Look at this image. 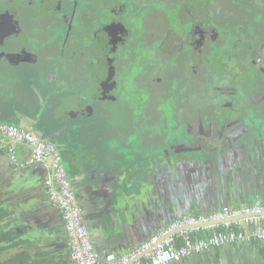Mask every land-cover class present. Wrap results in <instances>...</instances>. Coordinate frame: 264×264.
<instances>
[{
  "label": "flooded vegetation",
  "instance_id": "1",
  "mask_svg": "<svg viewBox=\"0 0 264 264\" xmlns=\"http://www.w3.org/2000/svg\"><path fill=\"white\" fill-rule=\"evenodd\" d=\"M222 1L0 0V118L59 123L74 157L156 155L159 184L174 152H263L264 0Z\"/></svg>",
  "mask_w": 264,
  "mask_h": 264
},
{
  "label": "water",
  "instance_id": "2",
  "mask_svg": "<svg viewBox=\"0 0 264 264\" xmlns=\"http://www.w3.org/2000/svg\"><path fill=\"white\" fill-rule=\"evenodd\" d=\"M18 119L19 127L32 133V135L36 136L38 139L36 144L31 143V147H37L42 140H49L61 155L62 150L65 149L66 143L62 140L59 142L54 141V138L61 133V130L53 135L44 136L42 130L35 128L37 120L33 116L23 114V116L19 115ZM0 134H2L1 131ZM22 142L24 141H12L10 145L14 146V152H16L15 149L17 146H21ZM70 155L72 156V153H70ZM151 161L152 158L150 157L149 162ZM20 162L19 160L17 171L12 173V178L10 177L9 183L4 186V189L0 190V192L3 193V204L0 205V209L2 208L3 211L6 212L3 216L4 219L10 220L13 223L15 222L13 226L16 230L20 227L21 234L27 231H30V233L36 231V240H38V244L36 243V245L42 248V250H45L52 242L53 233H51L50 226L52 224L56 225V223L62 221V209L60 205L55 203L50 197L49 199L51 202H49L48 197L44 199V192L40 190L39 180L32 178V176H34L32 168L36 167L37 164L44 165V161H40L35 157L33 159H27L25 162ZM188 163H193V168L188 171L186 170L188 173L186 177H179V172H184L183 169L186 168ZM168 166V169H170L166 179V181H169L168 189L162 188L161 185L157 183L158 181L156 178L161 171H165L164 166L157 167L156 174L153 176L151 175L153 180L150 179V177L144 178L146 172L145 170L142 171L139 166L127 168L126 170H129V172L124 171L118 174V171H121V169L101 171L100 166L97 165V167L90 171H84L82 174L84 175L83 179H78L77 176L69 177L65 170V175L69 177L68 180L76 194L81 211L88 210L89 213L92 214L91 217L85 218L81 213L82 221L87 232L94 231L93 233H95L97 229H100L103 232L102 234L110 233L109 237L112 236L118 242L123 240L127 247H135L148 242L154 234H159V239L163 238L167 234L163 232L168 225L165 226V224L176 217L169 218V220L166 221H160L162 220V216L157 202L159 200L158 190L172 192L170 194L171 202L167 207L168 210L172 211L174 209L173 204H177L172 200V197H174L172 194L179 200L184 194L193 195V187L189 178L195 171H202L205 176H211L209 180H211L213 184H209L204 193L207 191L213 192L215 195L216 193L220 195L224 193L225 189L227 190L225 194L229 197L231 194L234 195V193H237L239 195V203L241 204H249L255 201L257 202L258 200V198L251 197L254 194L251 185H249L252 181V177H258L264 182V151L220 153L174 152V156L168 160ZM15 173H19V177H13ZM18 178L22 180L18 182ZM176 178H178V181L176 185H174L172 181H175ZM247 178L248 184L246 182ZM44 179L47 180V177ZM230 181L232 183L231 189L228 187V182ZM37 186L38 188L36 189ZM228 189L230 190L228 191ZM225 194H223L222 197ZM24 195L28 198L25 202L23 201ZM129 202L133 203V208L137 213L134 214L135 211H131L129 204L125 205V203ZM260 202H264V199ZM187 204L192 206L193 203L190 200ZM48 207L56 208L58 210V216L47 219L43 211L48 209ZM161 207L163 209L165 208L164 205H161ZM168 212L169 211L165 208V213ZM188 212L179 215V217L186 216ZM240 218L241 216L229 220ZM18 221H22L24 226H19V224H17ZM219 222L223 221L208 220L207 223L197 226L212 225ZM96 224L98 228H96ZM61 234H64V232ZM31 237L32 236L28 237V239L32 240ZM89 237L91 241H94L95 237ZM22 239H25V237ZM94 245L97 247L99 244L94 243ZM151 246L148 249H150ZM207 251L208 250L197 252L195 254ZM184 259L185 258H182L169 264Z\"/></svg>",
  "mask_w": 264,
  "mask_h": 264
},
{
  "label": "crops",
  "instance_id": "3",
  "mask_svg": "<svg viewBox=\"0 0 264 264\" xmlns=\"http://www.w3.org/2000/svg\"><path fill=\"white\" fill-rule=\"evenodd\" d=\"M27 93L29 96L30 92ZM32 108H35L36 110V107H32ZM14 110H19V109L9 108L7 112L3 115V117L0 118L1 123H11L19 127V121L18 120L15 121V119H12L13 117L12 114ZM30 114H29L30 116L36 118V115L34 116V114L32 113ZM36 120L37 122L35 124V128L42 130L44 132V136L55 134L56 130H58V128L60 127V124L57 122L51 123L49 121L48 123L46 121L45 123H41L40 120H38L37 118ZM1 133L2 134H0V190L4 189V186L7 185V183H9L12 173L14 171L15 172L17 171L19 160L21 162H25L27 159L35 158L34 148L31 147V142H29L27 139L23 140L24 142H22L21 146L16 147L15 149L16 152H9V149L14 147L13 145L12 146L10 145L12 144V141L17 142L19 140L14 138H9L7 137V134L3 132ZM60 140H57L55 142H59ZM70 153L71 152H66V149L62 150L61 154H63L64 164H62V162L61 164L66 166V169L64 170L67 171V175L69 177L77 176L78 179H83L84 178V175H82L83 172L90 171L95 167H97V165L100 166L101 171H105L109 169L112 170L117 166V163H121L123 164L122 165L123 168L121 167L123 173L124 171L129 172V170H126L127 167L130 168V167L139 166L141 168L144 167L145 165L147 166L150 163L149 162L150 157L152 158L153 162L155 161V157H156V155H150V156H147L146 154L143 155L140 152H136V153L134 152L132 153V155L130 154V152H123V153L87 152L83 154L79 153L78 155L76 154L77 157L71 156ZM13 154L15 155V158L13 157ZM40 161H44L45 164L44 165L37 164L36 167L32 168V173L34 175L32 176V178L39 180L38 181L39 187H41L40 190L44 192L43 194L44 199H46V197H48V199L50 197L51 199L50 188L47 185L44 178L47 177L48 179L49 177H53L54 175V166L52 163V158L49 157L46 160H40ZM118 173H121V171H118ZM18 174L19 173H15L13 177L16 178L19 177ZM207 177L208 176H206V180H204V174L202 172L199 173L195 171L189 178V181L191 182V185L193 187V195L184 194V196H181L179 200L175 197L174 194H172V196H174L172 197V200H174L177 203L176 205L173 204L174 209L175 208L176 209L175 210L173 209L172 211L168 210L167 208L168 204L171 202L170 194L172 192H168V191L163 192L158 190L159 200L157 202L159 205L160 214L162 216L161 217L162 220L160 221H166L169 220V218L171 219L173 217H176L173 220L166 223L165 226L167 224L170 225L172 222L176 220L184 218L185 216L179 217V215H182L183 213L188 211L189 212L187 213L186 216L204 215L206 217H209L212 213L221 210V208L224 205H229L231 207H240L246 205L239 203L240 202L239 195L237 193H234V195L231 194V196L229 197L227 194H225V192L227 193V190L225 189L223 193L225 195L223 197H222L223 194L217 195L216 193L215 195L213 194V192L211 193L207 191L204 193L206 187L209 186V184L211 185L212 183L211 180L207 179ZM21 180H22L21 178L17 179L18 182ZM177 181L178 178H176L175 181H172V183L176 185ZM246 182L248 184V178L246 179ZM168 183L169 181L164 180L163 182H161L160 185L162 188L168 189L169 188ZM249 185H251L254 193L251 197L258 198L257 202L255 201L249 204H254V203L264 204V202H260L261 200L264 199V182H262L261 179L258 177H252V181L250 182ZM54 186L57 190H60L61 188V185L59 182H57V180L54 181ZM228 187L231 189L232 187L231 181L228 182ZM37 188L38 186L36 187V189ZM230 189H228V191ZM27 199H28L27 196L24 195L23 201L25 202ZM50 199L49 202H51ZM190 200L193 203L192 204L193 207L187 204V202ZM127 204H129V208L131 209V211L132 210L135 211L134 214L137 213L136 210L133 208L132 202L125 203V205ZM160 204L164 205V207L169 212L165 213V208L163 209ZM43 212H44V216L47 219L55 218L56 216H58L57 215L58 210L54 207H48V209H45ZM61 213H62L61 216L62 221L56 223V225L52 224L50 226L51 233H53L52 242L51 245L45 250H42V248L36 245V243L38 244V240H36V231H33V233L27 231L21 234L20 227L18 230L14 228L13 225H15V222L13 223L10 220L4 221L2 219V215L0 214V264H15L16 262H18L17 264H73L71 257V244L66 239L67 237L69 238V236L64 235L65 233H67V231L64 228L63 212ZM81 213L85 218H89L92 216V214L89 213L88 210L86 211L82 210ZM208 220L215 221L214 219L207 218L206 220L200 221L196 224H192V225L186 224L180 226L176 230L177 231L181 229L191 230L192 236L197 238L206 235L212 228H219L220 225L222 226V222L212 225L197 226L207 223ZM17 224H19V226H24V223L22 221L21 222L18 221ZM96 228H98L97 224H96ZM63 232L64 234H61ZM93 232L94 231H90L88 235L95 237L92 243L99 244L97 247L95 245L94 246L102 254L115 252L118 256H121L131 252L132 250L140 246L139 245L135 247L134 246L127 247L126 243L123 242V240H120L118 242L112 236L109 237L110 233L102 234L103 232L100 229H97L95 233ZM30 236H32L31 237L32 240L28 239V237ZM23 237H25V239H22ZM101 242H103L104 244ZM173 264H264V240L247 239L237 242L226 243L217 246L216 248L209 249L207 252H203L200 254H193L189 257H186L184 260L175 262Z\"/></svg>",
  "mask_w": 264,
  "mask_h": 264
},
{
  "label": "built area",
  "instance_id": "4",
  "mask_svg": "<svg viewBox=\"0 0 264 264\" xmlns=\"http://www.w3.org/2000/svg\"><path fill=\"white\" fill-rule=\"evenodd\" d=\"M0 131L7 134V137L19 141L27 139L33 144L37 142L36 136L11 123L0 121ZM10 152H14L13 148ZM34 154L40 160L52 158L54 175L49 177L46 183L50 188L51 199L62 209L64 226L70 239L73 264H169L226 243L247 239L264 240V204L254 203L240 207L224 205L221 210L212 213L209 217L190 215L172 222L163 231L167 233L163 238L159 239L160 235L155 234L148 242L127 254L121 256L115 252L102 254L90 240L82 221L81 208L65 175L61 155L49 140L40 141L34 148ZM13 157L15 158L14 154ZM54 179L60 183V190L55 188ZM239 216L240 219L229 220ZM207 218L224 220L223 229L212 228L206 235L197 238L192 236L191 230H176L180 226L196 224ZM150 246L151 248L148 249Z\"/></svg>",
  "mask_w": 264,
  "mask_h": 264
},
{
  "label": "rangeland",
  "instance_id": "5",
  "mask_svg": "<svg viewBox=\"0 0 264 264\" xmlns=\"http://www.w3.org/2000/svg\"><path fill=\"white\" fill-rule=\"evenodd\" d=\"M220 2L221 3H224L222 0H220ZM224 6L225 7H229V4H228V2H226V4H224ZM30 87L32 88V89H34V87H33V85H30ZM5 119H7V118H5ZM15 125V124H14ZM15 126H17V125H15ZM129 140H131V135L130 136H128V141ZM130 154L132 155V153L130 152ZM61 162H62V164H64V160H63V154H61ZM65 168L64 169H66V166L65 165H63ZM18 262H16L15 264H17Z\"/></svg>",
  "mask_w": 264,
  "mask_h": 264
},
{
  "label": "trees",
  "instance_id": "6",
  "mask_svg": "<svg viewBox=\"0 0 264 264\" xmlns=\"http://www.w3.org/2000/svg\"><path fill=\"white\" fill-rule=\"evenodd\" d=\"M222 229H223V226L220 225L219 228H218V230H222Z\"/></svg>",
  "mask_w": 264,
  "mask_h": 264
}]
</instances>
